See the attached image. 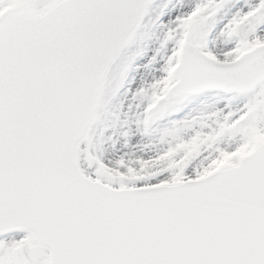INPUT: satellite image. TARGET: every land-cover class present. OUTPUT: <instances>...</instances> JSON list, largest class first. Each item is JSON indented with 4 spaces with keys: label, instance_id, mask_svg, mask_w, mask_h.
<instances>
[{
    "label": "snow or ice",
    "instance_id": "obj_1",
    "mask_svg": "<svg viewBox=\"0 0 264 264\" xmlns=\"http://www.w3.org/2000/svg\"><path fill=\"white\" fill-rule=\"evenodd\" d=\"M0 264H264V0H0Z\"/></svg>",
    "mask_w": 264,
    "mask_h": 264
}]
</instances>
